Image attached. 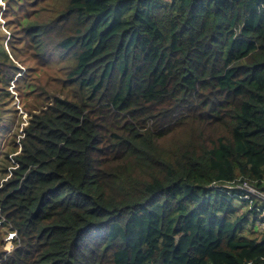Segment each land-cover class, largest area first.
I'll return each instance as SVG.
<instances>
[{"label":"trees","instance_id":"obj_1","mask_svg":"<svg viewBox=\"0 0 264 264\" xmlns=\"http://www.w3.org/2000/svg\"><path fill=\"white\" fill-rule=\"evenodd\" d=\"M4 1L62 97L4 168L0 264L264 263V0Z\"/></svg>","mask_w":264,"mask_h":264},{"label":"rangeland","instance_id":"obj_2","mask_svg":"<svg viewBox=\"0 0 264 264\" xmlns=\"http://www.w3.org/2000/svg\"><path fill=\"white\" fill-rule=\"evenodd\" d=\"M46 3H28L31 19L36 22L44 18L42 9ZM5 1L0 0V42L9 41L5 45L15 67L6 76L5 86L8 94L5 97L3 116L10 114V107L17 109L14 122L10 127L1 122L3 131L0 132V183L7 176L4 168L12 166L10 160L15 144H19L21 132L28 122L39 114L53 101L54 96L62 97L59 92L60 79H55L62 70L54 61L56 56L48 45L43 51L30 38L25 37L18 25L13 21H6L4 17ZM13 35L8 37V35ZM254 192V191H253ZM0 249L10 251L13 248V238L7 240L10 230L2 229ZM14 232V231H12ZM254 235L264 236V229L257 228Z\"/></svg>","mask_w":264,"mask_h":264},{"label":"built area","instance_id":"obj_3","mask_svg":"<svg viewBox=\"0 0 264 264\" xmlns=\"http://www.w3.org/2000/svg\"><path fill=\"white\" fill-rule=\"evenodd\" d=\"M244 187H246L248 189V191H250V192H253V191L255 192V190L250 188V187H247V186H244ZM245 198H248V196L245 195ZM0 223H1V219H0ZM256 227L260 228V229H264V221H262V220L257 221ZM13 236H14V233H10L7 237V240H11ZM246 264H253V263L247 262ZM259 264H264V263H259Z\"/></svg>","mask_w":264,"mask_h":264},{"label":"clouds","instance_id":"obj_4","mask_svg":"<svg viewBox=\"0 0 264 264\" xmlns=\"http://www.w3.org/2000/svg\"><path fill=\"white\" fill-rule=\"evenodd\" d=\"M0 219H1V222H2V218H1V217H0ZM0 225H1V223H0ZM12 231H14V230H11L10 233H14V236L12 237V238L14 239V237H15V232H12ZM10 233H9V234H10ZM9 234H8V235H9ZM8 235H7V237H8ZM6 239H7V238H6ZM6 252H9V251H6Z\"/></svg>","mask_w":264,"mask_h":264}]
</instances>
